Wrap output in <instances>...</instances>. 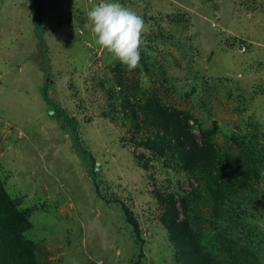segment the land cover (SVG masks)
<instances>
[{"label": "rangeland", "instance_id": "obj_1", "mask_svg": "<svg viewBox=\"0 0 264 264\" xmlns=\"http://www.w3.org/2000/svg\"><path fill=\"white\" fill-rule=\"evenodd\" d=\"M98 2L0 0L12 264H264V0H118L147 28L133 71Z\"/></svg>", "mask_w": 264, "mask_h": 264}, {"label": "clouds", "instance_id": "obj_2", "mask_svg": "<svg viewBox=\"0 0 264 264\" xmlns=\"http://www.w3.org/2000/svg\"><path fill=\"white\" fill-rule=\"evenodd\" d=\"M86 15L85 26L94 34L95 43L128 71L137 69L141 51L147 52L143 17L118 0H99Z\"/></svg>", "mask_w": 264, "mask_h": 264}, {"label": "trees", "instance_id": "obj_3", "mask_svg": "<svg viewBox=\"0 0 264 264\" xmlns=\"http://www.w3.org/2000/svg\"><path fill=\"white\" fill-rule=\"evenodd\" d=\"M35 7H36L35 5H33V7H32L34 15L36 14ZM31 21H32V24H34L33 26H35V24L37 23L36 20L35 19H31ZM38 43H39V46H40L39 47L40 51H42L44 44H43V41L40 39V37H38ZM46 84H47V82L44 84L43 90H42L43 99H45V92H46L45 85ZM4 197H5L4 192H2V189L0 187V199L5 200ZM159 202L161 204H163V205L165 204V201L162 198H159ZM3 211H4V215L1 216V217H4L5 219L0 220V222L2 221L1 224L7 226L8 222H12L13 224L21 222V218L19 216H17L15 218V216L17 215V212L15 211L13 206L9 205V204L8 205H4L2 203V201L0 200V212H3ZM22 221H23V219H22ZM13 237H14L13 233L11 235H8V230L5 229L4 226L0 225V264H12L11 256H13L14 251L16 249L22 248L21 247V245H22L21 243L14 244L15 241L11 240ZM19 252L20 251L17 250V253H19Z\"/></svg>", "mask_w": 264, "mask_h": 264}]
</instances>
